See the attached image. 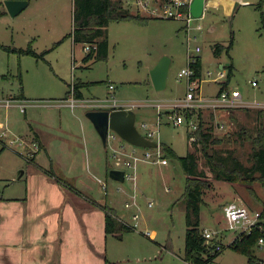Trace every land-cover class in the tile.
<instances>
[{"label": "rangeland", "instance_id": "1", "mask_svg": "<svg viewBox=\"0 0 264 264\" xmlns=\"http://www.w3.org/2000/svg\"><path fill=\"white\" fill-rule=\"evenodd\" d=\"M238 1L241 4L235 9L233 4L229 14L223 5L209 6L202 17H194L189 29L186 21L173 18H152L145 24L135 20L113 21L105 27L108 57L93 56L85 60V43L66 38L54 46L73 28L74 0H29V5L16 15L8 11L6 0H0V98L23 93L30 103L25 113L18 106L0 107V132L6 125L9 127L11 134L3 138L8 142L15 135L29 139L28 135L35 129L47 141L58 144L61 140L70 141L72 148L83 146L82 139H86L89 168L84 175L91 187L90 194L106 200L121 219L136 227L122 232V237L110 236L109 255L118 260L110 264H180L178 259L184 256L187 229L186 173L178 159L170 158L168 164L140 160L136 170L118 166L115 155L123 154L118 151L142 155L147 149L133 145L115 131H110L105 145L86 115L91 107L73 109L65 103L55 104L63 102L73 84L83 82L81 89L85 98L104 99L113 93L120 103L136 104V126L142 134L159 129L154 136L156 141L172 146L181 156L195 152L199 170L212 185L204 192L201 228L221 229L224 204L234 199L262 209L264 206L257 198L264 201V182L252 185L258 197L251 195L249 186L243 183L217 179L199 146L189 142V123L175 125L170 117L171 113L183 109L174 107L173 103L186 98L188 80H179L178 73L189 66L191 55L202 60L201 87L207 99L217 95L227 81L228 66L233 63L228 86L231 90H240L246 106L229 108V114L219 108L215 112L217 116L212 109L202 108L201 119L215 137L221 138L213 144L217 156L225 157L229 165L235 159L246 166L252 165L253 147L242 131L247 129L248 133L256 134L262 124L255 110L264 109V2L260 9L261 0ZM131 12L136 13L134 9ZM199 23L200 29L196 27ZM231 42L229 52L216 54L217 44L227 47ZM29 44L43 56L21 53ZM197 46L200 50H196ZM164 56L171 59L167 84L157 89L151 70ZM221 72L224 77L215 80ZM253 80L258 85H253ZM109 83L116 88L110 91ZM158 109L162 112L160 125ZM224 120L226 125L221 127ZM47 122L51 123L48 128ZM51 133L59 136L51 138ZM20 152H24L22 145L4 146L0 141V196L8 197L19 189L13 178L29 165ZM62 152L65 154V150ZM44 157L47 158L46 152L40 159ZM80 160L85 163L83 155ZM117 167L135 173L136 180L111 178L110 170ZM59 172L57 176L62 178ZM128 202L130 205L126 206ZM135 213L139 214L137 221L133 218ZM233 236L229 232L225 242ZM212 264L260 263H249L246 255L227 246Z\"/></svg>", "mask_w": 264, "mask_h": 264}, {"label": "crops", "instance_id": "2", "mask_svg": "<svg viewBox=\"0 0 264 264\" xmlns=\"http://www.w3.org/2000/svg\"><path fill=\"white\" fill-rule=\"evenodd\" d=\"M236 1L209 0L207 8L223 5L229 14ZM79 90L83 96L82 89ZM21 99H26L25 95ZM46 124L48 128L51 123ZM31 132L29 139L39 143L40 151L35 160L13 178L19 189L8 197L0 196V264H110L118 261L110 257L108 244L110 236L119 232H107L106 212L98 204L102 200L90 194L88 188L91 187L85 181L84 174L89 168L86 139H82L83 146L72 148L70 141L61 140L58 144L45 140L35 129ZM55 136L59 135L51 133V138ZM43 152L47 153L44 160L40 159ZM80 155L85 157V163ZM57 171L67 184L57 180ZM228 235L229 232L222 237L224 242ZM255 254L256 263L264 264V248L256 245ZM178 260L180 264H193L184 256Z\"/></svg>", "mask_w": 264, "mask_h": 264}, {"label": "trees", "instance_id": "3", "mask_svg": "<svg viewBox=\"0 0 264 264\" xmlns=\"http://www.w3.org/2000/svg\"><path fill=\"white\" fill-rule=\"evenodd\" d=\"M263 2L264 0L260 1L258 8L262 9ZM189 7L190 6L187 4L184 9L188 10ZM150 19H152V17L140 13H132L130 9L124 7L121 0H74L73 28L71 32L62 40L56 42L54 46L61 43L66 38H72V40L77 43L95 42L98 44V49L96 52H87L84 59L89 60L93 56H96L98 59H106L108 57L107 49L109 45L108 37L105 34L106 26L113 21L121 20H135L141 24H145ZM232 44L231 42L227 47L222 44H217L215 46L216 54H221L224 50L229 52ZM21 53L36 56L41 55L34 50L32 44H29L28 48L22 49ZM194 68L196 71L195 78L200 80L202 77V60L200 57L194 65ZM233 69L234 65L231 63L228 66L227 81L224 83V86L229 85ZM83 85V82L74 84L77 97H82L79 88ZM70 93L71 89L68 91L67 96ZM16 98H24V94L21 93L19 96H16ZM182 112L189 119L191 115L195 113V110L186 108L182 110ZM255 112L262 121L257 133H248L247 129L242 131L253 147L251 154L253 161L250 166L244 165L238 159L233 160V164L229 165L225 157L217 156L213 151V144L221 141V138L214 136L211 128L206 127L204 120H200L196 130L197 146H199V150L202 152L206 163L210 167V170L214 172L216 178L230 182L243 183L249 186L248 189L251 191V195H257L252 185L259 181L264 182V109H256ZM161 145L164 156L170 159H178L186 173L184 200L186 206L185 217L187 229L184 259L193 264H211L219 254V252L213 250V246L217 241L212 242V245H210L211 248L208 247L209 245L206 244V239L203 235L204 228H201V207L205 202L204 192L205 189L212 186L211 182L208 181L207 175L199 170L198 155L195 152L190 151L187 155L181 156L172 146L164 143ZM50 173L52 172L50 171ZM57 180L62 184H67V181L60 177H57ZM257 201L258 203L261 202L264 206V201L260 198H257ZM98 204L106 212L107 232L112 234L119 232L116 236L122 237V232L132 231L134 229L132 225L119 219L117 213L109 206L106 200H102L98 202ZM260 234L258 229L254 230L251 234H243L240 238L235 239L229 246H232L239 253L246 255L249 263H256L258 262V258L255 254V246Z\"/></svg>", "mask_w": 264, "mask_h": 264}, {"label": "built area", "instance_id": "4", "mask_svg": "<svg viewBox=\"0 0 264 264\" xmlns=\"http://www.w3.org/2000/svg\"><path fill=\"white\" fill-rule=\"evenodd\" d=\"M124 7L128 9H134V12L140 13L145 16H149L152 18H173V19H181L186 21V27H190V23L194 20V16L191 14L190 9L185 10V6L188 4L190 6L191 0H121ZM209 0L205 1V10L207 9ZM204 10V13H205ZM204 15V14H203ZM202 17V16H201ZM197 28H201L202 24L199 23ZM98 49L97 43H85L84 44V50L86 52L94 51ZM196 50H200V47L197 46ZM199 59V56L191 55L189 66L181 69L178 73V79L181 80L183 78H186L188 80V90L187 95L184 100L181 102L176 101L173 103L174 107L183 108L182 110L186 108H191L195 110V113L191 115V117L188 119L186 115L180 111V112H174L170 114V117L172 118L175 125H179L180 123L187 121L189 125L191 126L190 132H189V142L194 146L197 145V135L196 130L199 126V122L201 120L200 117V110L202 108H210L214 111V113L220 108L226 109V111L229 114V108L232 107H238V106H246L243 104L242 101V93L238 89L231 90L229 86H224V83L221 86V89L217 93V95L211 99H207L202 94V87L201 83L203 80V77L201 79L195 78V68L194 65L197 63ZM209 74L211 71L208 72ZM224 72H221L217 77H215V80L221 79L224 77ZM253 85H258L257 80L252 81ZM110 90H114L116 86L113 83H109ZM63 103L69 105L73 109H75L77 106H83V107H91L92 110H115V109H133L135 104H126V103H120L119 99L115 97V94L110 93V97L108 98H85V97H77L74 89V84L71 87V93L62 100ZM30 105V103L27 102L26 99L16 98V97H3L0 98V107H4L5 109H9L13 106H18L21 108L22 112H26L27 107ZM158 107H160V104H158ZM217 116V113H215ZM225 121V122H224ZM221 121L220 126L225 127L226 120ZM161 123V111L158 109V125ZM144 127H147V123L142 124ZM4 125L2 124L1 128H3ZM110 131H113L111 128H109V134ZM159 132L158 130L154 131H148L147 134H143L144 136L154 139V136L156 133ZM11 134V131L9 127L6 125L3 130L0 132V141L4 146H13L14 144L22 145L25 147L24 152H20L22 155H24L28 162H33L35 160L36 154L40 151L39 143L36 140L23 138L21 136L15 135V138H10L9 141H5L4 137H9ZM156 141V140H155ZM158 142L157 147L153 148H146L143 152V154H132V153H124L123 150H120L118 152L123 153L125 156L123 157V154H116V161L115 163L118 166H125L128 168H134L136 170L137 163L140 160H145L149 162H158L162 164H168L169 160L167 157L163 154V149L160 141ZM135 152V151H134ZM116 169H122L121 167H117ZM125 171V179L126 177L132 178L136 180V174L135 173H128L127 170L122 169ZM103 183V186H106V183L103 182L101 179H99ZM130 203L128 202L126 206H129ZM223 220L224 225L221 229H215L211 230L208 228L203 229V235L206 239V244L212 245L213 241L215 242V245L213 246V250L215 252H221L233 243V241L237 238H240L243 234H251L254 230L258 229L260 231V235L256 241V245L258 247L264 248V207L262 209L259 208H251L249 205H247L243 200L241 199H234L230 202H227L224 204L223 207ZM134 220H138L139 214L135 213L133 216ZM125 223H128L124 219H121ZM137 225V223L135 224ZM134 228H136L134 225H132ZM227 232H233L234 238H232L228 242H224L222 240V237ZM211 248V247H210Z\"/></svg>", "mask_w": 264, "mask_h": 264}, {"label": "water", "instance_id": "5", "mask_svg": "<svg viewBox=\"0 0 264 264\" xmlns=\"http://www.w3.org/2000/svg\"><path fill=\"white\" fill-rule=\"evenodd\" d=\"M206 0H191L190 12L198 18L203 16ZM236 1L234 9L240 4ZM29 0H6L8 11L12 15L21 12L27 5ZM171 59L164 56L151 70L153 82L157 89H163L167 84V77ZM224 66L223 64L221 65ZM87 117L93 122L103 142L107 145L109 128L118 133L123 139L132 143L135 146L145 148H153L158 146V142L144 136L136 126V112L133 109H115V110H89L86 113ZM109 176L115 180L124 181L125 171L122 169L113 168L109 172Z\"/></svg>", "mask_w": 264, "mask_h": 264}]
</instances>
